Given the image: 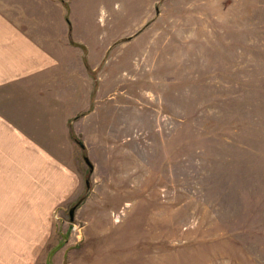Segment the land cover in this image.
Instances as JSON below:
<instances>
[{"label": "rangeland", "instance_id": "rangeland-1", "mask_svg": "<svg viewBox=\"0 0 264 264\" xmlns=\"http://www.w3.org/2000/svg\"><path fill=\"white\" fill-rule=\"evenodd\" d=\"M0 10L72 78L49 86L67 197L19 199L0 264H264V0Z\"/></svg>", "mask_w": 264, "mask_h": 264}, {"label": "crops", "instance_id": "crops-1", "mask_svg": "<svg viewBox=\"0 0 264 264\" xmlns=\"http://www.w3.org/2000/svg\"><path fill=\"white\" fill-rule=\"evenodd\" d=\"M19 22L0 10V234L14 228L10 216L18 213L19 199L38 197L32 195L36 188L47 197L64 199L69 181L49 132L70 134L69 120L60 116L56 104L72 102V97L66 100L49 86L72 81L71 71L67 77L40 35ZM42 103L47 110L40 109Z\"/></svg>", "mask_w": 264, "mask_h": 264}, {"label": "water", "instance_id": "water-1", "mask_svg": "<svg viewBox=\"0 0 264 264\" xmlns=\"http://www.w3.org/2000/svg\"><path fill=\"white\" fill-rule=\"evenodd\" d=\"M75 207H73L71 210H70V219L73 220L74 218V212H75Z\"/></svg>", "mask_w": 264, "mask_h": 264}]
</instances>
